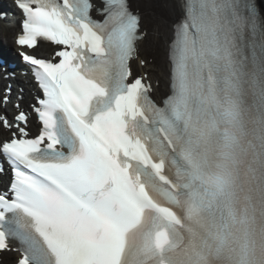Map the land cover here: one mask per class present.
Returning a JSON list of instances; mask_svg holds the SVG:
<instances>
[{
	"label": "snow or ice",
	"instance_id": "1",
	"mask_svg": "<svg viewBox=\"0 0 264 264\" xmlns=\"http://www.w3.org/2000/svg\"><path fill=\"white\" fill-rule=\"evenodd\" d=\"M23 19L17 55L39 89L34 103L20 105L9 84L0 93V157L10 169L0 190V252H19L15 264H44L42 249L17 215L43 184L71 182L81 167L115 175L127 152L126 129L151 101L152 85L133 76L142 14L130 0H13ZM171 7V0H161ZM0 13V19H6ZM169 44L171 77L183 82L233 73L249 59L264 69V0H185ZM39 42L57 49L37 55ZM141 64L144 61L140 62ZM6 78L15 79V73ZM9 105L14 112L9 116ZM35 115L37 134L29 130ZM3 167L0 166V172ZM15 240L13 247L9 241Z\"/></svg>",
	"mask_w": 264,
	"mask_h": 264
},
{
	"label": "bare ground",
	"instance_id": "2",
	"mask_svg": "<svg viewBox=\"0 0 264 264\" xmlns=\"http://www.w3.org/2000/svg\"><path fill=\"white\" fill-rule=\"evenodd\" d=\"M183 2V0H171L173 6L164 7L161 0H130L132 7L141 12L142 31H146L145 38L138 41V56L132 61L133 73L141 75L147 83L152 85L151 91L155 97H162L168 92L169 42L173 37L174 21L181 13ZM1 25L4 38L8 44L12 45L17 26L6 22H0V27ZM0 50L8 53L1 43ZM141 61L144 63L141 64ZM0 83H4V80L0 79ZM7 135L8 132L0 128V140ZM3 256L12 258L16 254L4 252Z\"/></svg>",
	"mask_w": 264,
	"mask_h": 264
},
{
	"label": "clouds",
	"instance_id": "3",
	"mask_svg": "<svg viewBox=\"0 0 264 264\" xmlns=\"http://www.w3.org/2000/svg\"><path fill=\"white\" fill-rule=\"evenodd\" d=\"M264 254V249H257L254 251L253 255H261ZM251 264V261H250Z\"/></svg>",
	"mask_w": 264,
	"mask_h": 264
}]
</instances>
